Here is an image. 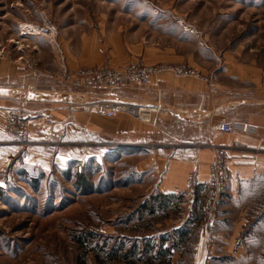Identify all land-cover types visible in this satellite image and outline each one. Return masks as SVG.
I'll use <instances>...</instances> for the list:
<instances>
[{"label": "crops", "instance_id": "1", "mask_svg": "<svg viewBox=\"0 0 264 264\" xmlns=\"http://www.w3.org/2000/svg\"><path fill=\"white\" fill-rule=\"evenodd\" d=\"M222 21L228 19H210L209 29L201 34L190 23L176 19L175 25L184 34H200L199 38L205 40L201 47L189 52L153 43L147 33L136 38L129 31L131 26L116 33L100 30L83 35L80 47L64 48L72 69L99 66L106 61L116 67L138 61L148 65L187 63L204 68V76L211 80L207 84L165 73L153 76L145 91L55 92L52 75L30 69L24 65L21 50L13 48L10 56V44H0V183L4 184L9 170L35 168L47 172L55 165L68 163L73 157L67 146L79 143L74 140L138 138L149 155L141 159L136 171L141 175L150 173L156 180L142 196L143 201H150L142 208L147 213L156 210L158 218L168 213L172 216L155 223V235L137 237L141 241L133 243L141 242L142 249L150 251L155 248L151 261L156 264H264V64L261 66L255 59L262 50L244 40L235 45L230 42L225 49H214L213 41L207 39L226 29L228 22ZM251 28V35L259 31ZM14 34L18 38L31 37L39 46L47 45L55 52L45 34L23 36L20 29ZM199 56L216 63L209 66L204 60L205 64H201ZM246 57L250 59L244 60ZM92 99L145 104L159 107V113L152 116L150 123H141L124 114L107 119L69 112L70 102ZM19 109L31 116H50L54 126L31 132L26 143L17 142L5 133V121L9 111ZM224 123H237L239 128L231 133L215 129ZM244 126L247 131L242 129ZM217 149L226 150L230 158L231 183L215 223L210 228L205 223L192 237L193 229L204 220L208 168ZM192 172L198 174L199 183L190 192L188 177ZM182 209L183 218L174 216ZM183 233L190 238L182 239ZM182 249L188 250V256Z\"/></svg>", "mask_w": 264, "mask_h": 264}, {"label": "rangeland", "instance_id": "2", "mask_svg": "<svg viewBox=\"0 0 264 264\" xmlns=\"http://www.w3.org/2000/svg\"><path fill=\"white\" fill-rule=\"evenodd\" d=\"M222 18L228 19L222 21L228 22L226 29L209 35L207 41H213L214 49H225L230 42H251L262 50L255 58L262 66L264 0H0V44H10V56L13 48L21 50L24 65L45 70L54 78L60 55L53 42L60 45L67 61L65 49L80 47L83 35L100 30L116 33L131 26L129 31L136 38L147 33L153 43L189 52L205 40L200 34H184L175 25L176 19L205 34L210 19L219 22ZM23 25L33 28L35 34L47 35L55 52L47 45L39 46L31 37H16L14 32L20 29L22 34ZM253 26L259 31L251 35ZM204 60L209 66L216 63L198 57L201 64ZM106 64L117 68L109 61L99 66ZM195 69L205 75L204 68ZM72 142H79L67 146L72 160L45 172L38 190L13 174L3 184L8 194L0 198V264H156L151 261L155 248L150 251L142 249L141 242L133 243L141 241L137 237L155 235V223L172 216L167 210L166 216L158 218L156 210L147 213L142 208L150 202L143 201L142 196L156 180L150 173L141 175L136 168L149 152L138 138L89 137ZM78 174L90 182L88 190L78 183ZM174 213L183 218V209ZM205 222L193 229L192 237ZM189 238L182 234V239ZM182 251L188 256V250Z\"/></svg>", "mask_w": 264, "mask_h": 264}, {"label": "built area", "instance_id": "3", "mask_svg": "<svg viewBox=\"0 0 264 264\" xmlns=\"http://www.w3.org/2000/svg\"><path fill=\"white\" fill-rule=\"evenodd\" d=\"M47 29V28H46ZM50 30V29H49ZM56 53L60 55L59 71L54 75L55 88L60 93L85 94L89 92L115 93L118 91H145L150 88L151 78L156 75L171 73L177 79L192 78L210 84V78L199 70L187 65H148L143 61L131 62L124 66L113 68L109 64L89 68H67L64 53L59 44ZM30 88L28 87L27 90ZM28 94V93H27ZM25 98L28 100L29 97ZM71 114L81 112L95 114L102 118L112 119L120 114L131 116L135 121L150 123L152 116L159 113V107L145 104L124 103L120 100L95 99L89 101H72L69 105ZM54 126L50 116H31L23 109L9 111L5 121V133L17 142L26 143L31 132L49 129ZM237 123H224L215 129L222 133H231L238 129ZM247 131V126L242 128ZM229 156L224 149H217L213 162L208 168V190L204 206V219L210 228L217 220L218 209L222 198L231 183ZM199 179L196 172L188 177V190L193 192L198 186Z\"/></svg>", "mask_w": 264, "mask_h": 264}, {"label": "trees", "instance_id": "4", "mask_svg": "<svg viewBox=\"0 0 264 264\" xmlns=\"http://www.w3.org/2000/svg\"><path fill=\"white\" fill-rule=\"evenodd\" d=\"M12 174L17 178H22V180L24 179V182H26L32 188H34L35 191L38 190V187L40 186V182H42L46 177L45 172L36 170L35 168L15 169V170H9L6 172L5 177H4V184L7 183L8 180H10ZM77 181L82 186V188H84L86 190H88L90 188V182L88 180H86L83 177V175L78 174L77 175ZM7 194H8L7 189H5L3 187V184L0 183V198L2 196L5 197ZM136 250H137V248H136Z\"/></svg>", "mask_w": 264, "mask_h": 264}, {"label": "bare ground", "instance_id": "5", "mask_svg": "<svg viewBox=\"0 0 264 264\" xmlns=\"http://www.w3.org/2000/svg\"><path fill=\"white\" fill-rule=\"evenodd\" d=\"M23 28H22V34L23 35H31V34H34L33 33V28H31V27H28V26H22ZM35 31V30H34Z\"/></svg>", "mask_w": 264, "mask_h": 264}]
</instances>
